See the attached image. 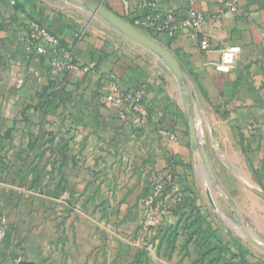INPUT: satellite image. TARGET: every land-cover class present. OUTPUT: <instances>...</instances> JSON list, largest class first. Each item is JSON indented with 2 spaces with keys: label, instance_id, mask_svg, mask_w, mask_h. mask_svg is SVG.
I'll list each match as a JSON object with an SVG mask.
<instances>
[{
  "label": "crops",
  "instance_id": "1",
  "mask_svg": "<svg viewBox=\"0 0 264 264\" xmlns=\"http://www.w3.org/2000/svg\"><path fill=\"white\" fill-rule=\"evenodd\" d=\"M76 1L0 0V214L10 224L0 264H264L223 200L248 217L264 247V0H242L234 14L226 0H161L162 12L195 10L207 21L200 38L208 51L189 33L156 39L178 59L189 89ZM96 1L131 24L138 0ZM32 21L94 68L58 76L49 56H29ZM233 47L241 48L234 69L218 71L222 52ZM110 74L142 91L146 120L105 107ZM190 93L223 190L210 185L192 144ZM160 180L168 184L158 201L164 214L149 233L145 201ZM38 214L46 220L44 247L24 234L34 220L27 217ZM199 217L207 231L202 249L184 230ZM214 247L225 252L203 258Z\"/></svg>",
  "mask_w": 264,
  "mask_h": 264
},
{
  "label": "built area",
  "instance_id": "2",
  "mask_svg": "<svg viewBox=\"0 0 264 264\" xmlns=\"http://www.w3.org/2000/svg\"><path fill=\"white\" fill-rule=\"evenodd\" d=\"M241 1L226 0V6L234 14L239 11ZM160 5L161 0H138L129 13L132 19L131 24L150 37L164 34L173 37L180 32L189 33L200 42L202 50L208 51L210 49L209 41L200 38V33L207 23L202 12L193 10L189 11L185 16H179L175 12H162ZM25 44L29 56H49L51 69L58 76H63L70 71L84 70L88 72L94 68L92 65L83 67L77 63L72 53L60 47L59 39L38 23H30ZM240 52V47L224 50L221 62L216 64V69L222 73L232 71ZM107 85L108 93L105 98L107 109L135 112L142 121L149 117V108L144 103L143 95L139 90L125 89L120 84L119 77L116 74L108 75ZM262 111L264 116V106ZM165 184V181H157L153 192L145 201L147 207L143 221V230L145 232L158 226L163 217L164 212L158 201L164 196ZM8 229L7 217L0 214V242L5 239ZM148 250H151V248H148Z\"/></svg>",
  "mask_w": 264,
  "mask_h": 264
},
{
  "label": "water",
  "instance_id": "3",
  "mask_svg": "<svg viewBox=\"0 0 264 264\" xmlns=\"http://www.w3.org/2000/svg\"><path fill=\"white\" fill-rule=\"evenodd\" d=\"M76 4L81 8L89 10L94 15H99L106 23H108L115 30L119 31L123 36L141 45L142 47L150 51L152 54L156 55L172 71L177 80L187 89H189V80L185 76L178 59L169 49L160 44L155 38H152L144 32L140 31L139 29L135 28L132 24L125 21L124 19L116 15L114 12L110 11L107 7L97 2L96 0H77ZM188 101L190 105L189 127L192 144L196 151L199 153L201 159L203 160L208 176L210 178V185L213 188L217 187L223 190L212 169L208 149L203 141L200 132V127L197 125L196 122L195 105L191 93L188 95ZM223 200L229 209H231L233 212H235L241 217L243 221V229L246 233L247 243L249 247L256 255H258L261 259L264 260V247L256 241L257 234L250 226L248 217L233 204L231 199L226 196H223Z\"/></svg>",
  "mask_w": 264,
  "mask_h": 264
},
{
  "label": "trees",
  "instance_id": "4",
  "mask_svg": "<svg viewBox=\"0 0 264 264\" xmlns=\"http://www.w3.org/2000/svg\"><path fill=\"white\" fill-rule=\"evenodd\" d=\"M32 22H34V23H38L37 21H32ZM41 27H44V26H42L40 23H38ZM44 28H46L52 35H54L55 37H57L55 34H53L47 27H44ZM152 37L153 38H155V39H157L158 38V36L157 35H152ZM58 38V37H57ZM59 39V38H58ZM59 41H60V47L63 49V50H65V51H68L65 47H64V45H63V43H62V41L59 39ZM68 52H70L71 53V51H68ZM73 55V54H72ZM129 90H140V89H129ZM145 103V102H144ZM166 182V181H165ZM167 187H168V184H167V182H166V184H165V191H166V189H167ZM190 221V220H189ZM189 221H187V222H189ZM205 222L201 219V217H199V219H197V220H195V221H191V223L188 225V224H186V226H185V228H184V230H188L190 233H189V240H188V242H190V240H192V239H194V238H196L197 239V242H198V247H200L201 249H202V247L204 248V246H205V240H202V242H201V244H200V241H199V239L201 238V237H204L205 236V234H206V230L204 229V224ZM207 251L209 252L207 255L205 254L206 252L204 251V253H203V258H206V256H210L209 254L212 252L213 254H215V253H217L216 255H218V256H222V251H224L225 252V250L224 249H222L221 247H214V248H208L207 249ZM219 258V257H218ZM217 258V259H218ZM230 264H232V263H230Z\"/></svg>",
  "mask_w": 264,
  "mask_h": 264
},
{
  "label": "rangeland",
  "instance_id": "5",
  "mask_svg": "<svg viewBox=\"0 0 264 264\" xmlns=\"http://www.w3.org/2000/svg\"><path fill=\"white\" fill-rule=\"evenodd\" d=\"M141 93H142V91L141 90H139ZM142 95H143V93H142ZM143 100H144V95H143ZM145 101V100H144ZM106 107V106H105ZM109 110V109H108ZM110 111H113V110H110ZM119 111V110H118ZM121 112V111H120ZM41 211H43V210H41ZM28 214H30L29 212H28ZM31 218H33L34 220H33V223L31 224V225H27L26 227L28 228V229H26L25 230V233L24 234H27L28 232L29 233H32V235H36L38 238H39V241L40 242H42L43 243V247L45 246V237H46V220H45V217H41V215L40 214H38L37 216H32V217H30V216H28L27 217V221L29 222V220L31 219ZM8 219V218H7ZM8 223H9V221H8ZM157 228V226H155V227H153L150 231H148L149 233L151 232V231H153L154 229H156ZM9 229H10V224H9ZM9 229H8V232H9ZM57 230H58V228L57 229H54V233L56 234V232H57ZM59 231V233H61V231H60V229L58 230ZM7 232V233H8ZM156 246V245H155ZM150 248H151V250H149L148 252H149V254H151L152 256H155V254H154V252H155V250L157 249L156 247H154L153 245H150ZM30 258V257H29ZM30 259H34L33 257H31ZM42 260H45L44 258L42 259ZM41 260V261H42Z\"/></svg>",
  "mask_w": 264,
  "mask_h": 264
}]
</instances>
